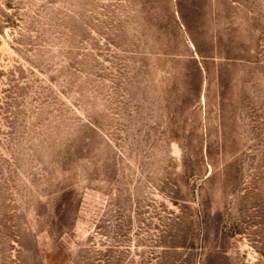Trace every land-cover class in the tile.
Returning a JSON list of instances; mask_svg holds the SVG:
<instances>
[{
    "label": "rangeland",
    "instance_id": "1",
    "mask_svg": "<svg viewBox=\"0 0 264 264\" xmlns=\"http://www.w3.org/2000/svg\"><path fill=\"white\" fill-rule=\"evenodd\" d=\"M0 264H264V0H0Z\"/></svg>",
    "mask_w": 264,
    "mask_h": 264
}]
</instances>
